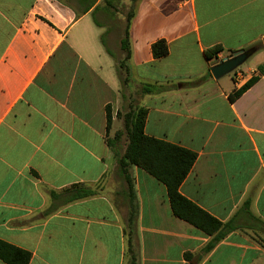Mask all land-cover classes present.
Listing matches in <instances>:
<instances>
[{
	"label": "crops",
	"instance_id": "crops-1",
	"mask_svg": "<svg viewBox=\"0 0 264 264\" xmlns=\"http://www.w3.org/2000/svg\"><path fill=\"white\" fill-rule=\"evenodd\" d=\"M123 4L126 83L124 17L110 12ZM84 6L0 0V239L29 251L28 264H264V77L228 98L264 61V0ZM158 39L168 54L154 58ZM215 45L261 47L215 79L204 55ZM144 83L163 88L140 93ZM134 105L147 110L145 134L196 152L179 192L228 226L210 250L212 235L173 214L162 182L133 165L130 195L118 173L106 140ZM80 187L93 193L70 198Z\"/></svg>",
	"mask_w": 264,
	"mask_h": 264
},
{
	"label": "trees",
	"instance_id": "trees-1",
	"mask_svg": "<svg viewBox=\"0 0 264 264\" xmlns=\"http://www.w3.org/2000/svg\"><path fill=\"white\" fill-rule=\"evenodd\" d=\"M85 3L81 13L86 12L95 0H80ZM135 2V0H132ZM133 15V7L126 16V25L124 35L120 41V47L124 52V57L117 63V67L124 72L122 82L127 81V65L126 61L129 57V23ZM261 46L253 45L248 48L249 56L259 49ZM222 47L215 45L204 50V55L208 60L217 57L222 51ZM231 53L235 51H230ZM151 53L154 58L164 57L168 54V46L164 39H158L151 44ZM257 73L247 80L240 88L232 91L228 98L230 101L235 100L248 87H250L260 76L264 77V61L257 65ZM201 77L192 81L184 82L183 85H196L204 79ZM163 87L144 83L140 87V93H152L160 91ZM106 115V128L109 130L111 125V113L109 106ZM147 110L142 106H130V108L122 114L123 128L127 137V141L122 152L118 151V142L122 137L123 131L118 129L113 137L107 138V145L110 147L115 156L118 173L125 179L127 189L130 195L133 191L131 179L128 175V168L138 166L152 175L154 178L162 182L167 189V194L172 212L179 217L192 224L196 228L202 230L208 235H212L211 240L206 244L205 250H210L217 241H219L227 232L228 226L217 220L205 210L198 207L192 201L180 194L179 186L191 169L195 159L196 152L183 146L171 143L169 141L148 136L144 132ZM78 187V185H74ZM93 193V190L86 187H80L70 198H81ZM131 197V196H130ZM132 212L133 203H130ZM130 241V240H129ZM31 254L29 251L10 244L0 239V259L5 264H28ZM129 264H135L133 259Z\"/></svg>",
	"mask_w": 264,
	"mask_h": 264
},
{
	"label": "water",
	"instance_id": "water-1",
	"mask_svg": "<svg viewBox=\"0 0 264 264\" xmlns=\"http://www.w3.org/2000/svg\"><path fill=\"white\" fill-rule=\"evenodd\" d=\"M264 46V39H263ZM248 49H239L230 55L222 58L220 61H213L210 64V73L215 78L218 79L226 74L233 72L238 68L249 56L247 53Z\"/></svg>",
	"mask_w": 264,
	"mask_h": 264
},
{
	"label": "rangeland",
	"instance_id": "rangeland-1",
	"mask_svg": "<svg viewBox=\"0 0 264 264\" xmlns=\"http://www.w3.org/2000/svg\"><path fill=\"white\" fill-rule=\"evenodd\" d=\"M131 7H129V5H121V6H118V5H113L112 6V10H110L111 14L113 15H122L124 17V20L122 22V27H123V32H124V27L126 25V16L128 14V12L130 11ZM124 34V33H123ZM247 65V62H243L238 68L239 69H244ZM128 109H123L122 113H120L121 115L126 112ZM119 121H120V130L123 131V134H122V137L120 138L119 142H118V150L119 152H122L124 150V147H125V144H126V141H127V137H126V134H125V131H124V128H123V119H122V116L119 117Z\"/></svg>",
	"mask_w": 264,
	"mask_h": 264
},
{
	"label": "built area",
	"instance_id": "built-area-1",
	"mask_svg": "<svg viewBox=\"0 0 264 264\" xmlns=\"http://www.w3.org/2000/svg\"><path fill=\"white\" fill-rule=\"evenodd\" d=\"M219 54H220V53H219ZM219 54H217V57H216V58H213V61H220V60H222L223 57H225V56H227V55H230L231 52H229V53L226 54V55H219Z\"/></svg>",
	"mask_w": 264,
	"mask_h": 264
}]
</instances>
